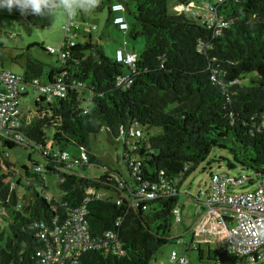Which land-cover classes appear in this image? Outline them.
Listing matches in <instances>:
<instances>
[{
  "label": "trees",
  "instance_id": "16d2710c",
  "mask_svg": "<svg viewBox=\"0 0 264 264\" xmlns=\"http://www.w3.org/2000/svg\"><path fill=\"white\" fill-rule=\"evenodd\" d=\"M180 1H198L201 6L211 2L223 21L215 18L210 25L202 10L195 16L170 12L169 0H132V23L127 22L128 29L121 31L112 22L115 13L111 5L121 3L126 18L127 0H98L96 10L106 8L107 25L112 24L123 35L129 32L132 38L143 37L134 66L115 59L118 49L133 53L127 51L124 38L114 56H107L101 44L104 33L93 40L96 27L88 26V31L76 20V12L72 20L79 27L67 30L66 23L57 51L41 46L56 57L46 73L47 81L41 80L44 62L29 53L37 43L26 47L24 80L39 79L48 85L60 81L64 89L61 95L36 96L34 119L22 116L18 129L25 140L15 142L1 134L0 138L3 147L30 149L28 159L35 166L34 173L25 166L23 169L37 183L43 186L46 174H57L58 195L48 197L44 190H31L33 185L22 182L12 162L0 160V240L4 235L2 220L9 231L0 246V264H39L36 252L44 242L38 237L37 225L65 221L86 197L88 227L98 247L81 252L76 262L69 264H151L160 248L172 241L173 209L181 207L179 192L143 201L136 196L137 188L177 178L180 187L206 160L209 169L213 163L220 167L224 162L229 170L250 171L251 176L246 175L249 184L264 179V0ZM77 34L81 42L74 40ZM252 71L262 82L242 85V75ZM121 77L132 81L120 83ZM46 126L54 128L50 145ZM152 127L161 131L123 137L122 160L129 179L111 168L99 178H88L73 169L100 164L90 151V137L101 129L118 140L121 130L138 128L142 132ZM72 145L84 150L86 162L74 164L54 156ZM214 148L227 155L209 158ZM34 152L41 155L42 163L32 159ZM17 186L25 189L20 203ZM204 244L207 261L217 264L218 247ZM195 250L199 263H208L201 245ZM228 259L234 264L243 261L233 255Z\"/></svg>",
  "mask_w": 264,
  "mask_h": 264
},
{
  "label": "rangeland",
  "instance_id": "374dc122",
  "mask_svg": "<svg viewBox=\"0 0 264 264\" xmlns=\"http://www.w3.org/2000/svg\"><path fill=\"white\" fill-rule=\"evenodd\" d=\"M176 0H169L168 8L170 12H178V2ZM196 1V0H194ZM76 2L83 3L84 0H76ZM128 9L125 13L127 22L131 25L133 15L131 14L134 10V4L132 0H127ZM198 2V1H197ZM195 2L196 7L193 10L187 11L189 16H195L201 14V5ZM99 4V2H98ZM97 4V5H98ZM97 6L90 11H75L77 14L76 20L81 22L84 28L88 26H95L96 29L92 31V39L96 40L98 35L104 33L105 38L101 41L105 54L109 57L114 56V50L122 44L123 38L127 41V47L130 51L135 53L137 56L141 52L144 39L141 35L135 38L130 37L129 32L123 35L113 25L106 24L107 10L106 8L99 11L96 10ZM67 13L63 9H57L54 15H22L16 9L12 12H8L6 9H0V67L9 69L15 73L22 74L25 57L23 52L29 44L37 43L29 49V53L34 57L44 62V74L41 78L42 81H47L46 73L49 71L50 66L56 63V57L49 55L44 49L53 48L58 50L60 42L64 37L65 26L67 23ZM75 41L81 42L82 38L80 35H76ZM44 48H42V47ZM262 82V78L257 72H246L242 75L240 83L244 86L258 85ZM27 93L20 97V110L25 116L26 120L31 121L35 117V106L34 101L37 92L32 86H27ZM264 121V113L262 115ZM46 134L47 145H50L54 128L52 126H46L44 128ZM161 131L160 127H152L148 131L143 129V135L157 134ZM123 136L118 140L110 137L105 129H101L90 137V151L96 156L100 164H89L83 170L76 166L79 173L85 174L88 178H99L107 170L111 168L114 171H119L123 174V177L128 178L125 164L122 160L123 154ZM29 148L16 145L12 148L3 147V140L0 138V160L6 159L15 165L17 175H21L22 182L32 184L33 188L38 192L44 190L48 197L58 195V181L59 177L57 174L51 173L46 174L44 177V185L37 183L33 176H26L24 173L23 166L27 167L30 173H34L33 168L35 167L32 162L28 159ZM67 152L70 157H78L81 154V149L75 146L67 148ZM227 155V152L214 148L209 155V158L213 155ZM33 160L38 163L43 162V158L37 152L31 155ZM209 169L207 160L202 162L195 171L190 173L179 187L178 201L183 210V222H177L172 220L170 229V236L172 241L165 244L160 248L152 259L151 264H200L199 256L196 250L186 249L191 238L192 225L196 222L197 216L195 212L199 203L196 202V197L200 193V198H203L205 183L208 181L209 173L215 171H227L234 176L250 175V171L240 170L239 168L227 169L224 162L220 163V167H217L216 163L211 165ZM16 175V176H17ZM241 187H248L252 189L253 184L244 183ZM16 193L21 198L25 193L23 186H17ZM202 201V200H200ZM2 230H4L3 239L0 240V246L5 244L6 236L9 233L7 223L4 220L1 221ZM210 241L215 245L214 238H210ZM196 242H200L196 240ZM213 247V246H212ZM201 249L203 250V259L206 264H215L213 261H207V246L201 243ZM175 251L179 257H184L186 262L180 263V261H170V253ZM237 264H247L246 261L238 262Z\"/></svg>",
  "mask_w": 264,
  "mask_h": 264
},
{
  "label": "built area",
  "instance_id": "2783aa9c",
  "mask_svg": "<svg viewBox=\"0 0 264 264\" xmlns=\"http://www.w3.org/2000/svg\"><path fill=\"white\" fill-rule=\"evenodd\" d=\"M225 1L218 0L214 3ZM195 7L196 4L193 1H180L177 5L178 12H187ZM111 10L115 13L112 18L113 24L121 31H126L128 23L123 14V5L117 2L113 3ZM201 10L204 14L202 16L209 20L210 25L213 24L215 18L220 22L223 21V17L217 14L216 6L213 3L206 1L202 4ZM72 18L73 14H68L67 30L79 27V24L74 23ZM71 44H73L72 41ZM53 51L51 49V52ZM115 59L128 66H134L137 62L136 54L124 52L121 49L116 50ZM131 81L129 77L119 79L120 83H131ZM27 86H32L38 95L51 92L61 95L64 89L60 81L53 85L43 83L39 79L29 82L24 80L23 74L0 67V134L15 142L25 140L18 129L22 125L23 116L19 107L20 97L28 92ZM262 125L264 128V122ZM120 133L123 137L127 134L132 138L143 136L138 128L128 132L121 130ZM54 156L58 160L74 164H80L87 160V155L82 149L78 157H70L65 151L56 153ZM244 183L249 184L246 175L234 176L222 170L210 172L208 181L205 183L201 202L208 218L204 217V220L207 222L210 219L215 225L222 227L218 243L217 264H234L228 259L231 255L246 261L247 264H264V179L255 181L252 189L248 187L237 189ZM178 186V178L156 186L144 185L136 189V196L143 201H148L159 195H175L178 193ZM200 195L199 193L196 197L197 200ZM99 196L100 194L97 197ZM88 200L89 198L86 197L82 205L71 212L70 217L61 223L54 221L49 225L41 222L37 225L39 227L38 237L44 242L42 248L36 252L39 264H69L74 262L76 255L81 252L98 247L95 239L91 237L88 227L86 209ZM117 203L119 204L120 201L118 200ZM143 208H145L144 205ZM173 220L177 222L181 220L179 206L173 209ZM198 230L197 226L195 231ZM111 236L114 237L113 234ZM170 261L185 263L186 259L179 257L173 250L170 253Z\"/></svg>",
  "mask_w": 264,
  "mask_h": 264
},
{
  "label": "clouds",
  "instance_id": "9594fccd",
  "mask_svg": "<svg viewBox=\"0 0 264 264\" xmlns=\"http://www.w3.org/2000/svg\"><path fill=\"white\" fill-rule=\"evenodd\" d=\"M97 4L98 0H84L83 3L76 2V0H0V9H6L8 12L16 9L22 15L37 16L45 14L54 15L57 9H63L71 15L75 11H90Z\"/></svg>",
  "mask_w": 264,
  "mask_h": 264
},
{
  "label": "crops",
  "instance_id": "0c3cea01",
  "mask_svg": "<svg viewBox=\"0 0 264 264\" xmlns=\"http://www.w3.org/2000/svg\"><path fill=\"white\" fill-rule=\"evenodd\" d=\"M87 30L90 31V28H88ZM60 44H61V42H60ZM126 49H127V51H130L128 49V47H126ZM199 200H202V199H199ZM197 203H199L200 207L199 208L197 207V210L195 212V215L197 216V220L192 225V231L190 233L191 238H190V242L188 243V246H190L191 248H193L195 250L197 247H200L201 243L205 242V243H209L210 246L218 247L217 245L219 243V238H220L221 233H222V227L215 225L210 219H208V221L206 222L204 220V217H207L208 214H206L205 209L203 208L202 202L200 201ZM180 210H181L182 218L178 222H183L182 207H180ZM197 226L199 227V230L195 231ZM210 238H214V240L216 242L215 245H213L211 243ZM196 240L201 241V243L196 242Z\"/></svg>",
  "mask_w": 264,
  "mask_h": 264
}]
</instances>
